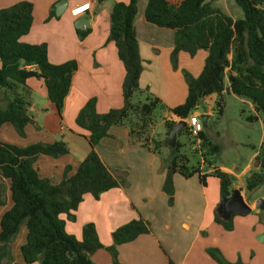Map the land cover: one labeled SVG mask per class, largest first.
<instances>
[{"label": "trees", "instance_id": "trees-1", "mask_svg": "<svg viewBox=\"0 0 264 264\" xmlns=\"http://www.w3.org/2000/svg\"><path fill=\"white\" fill-rule=\"evenodd\" d=\"M102 1V0H98ZM215 0H146L144 18L158 27L174 31L173 48L170 52L172 69L178 68L177 55L180 51L193 56L198 50L207 51L200 73L194 77L181 70L186 84V96L182 103L173 107L163 104L161 99L148 88L140 89L139 76L143 70L138 41L134 28V17L138 0L113 2L109 12V32L106 41L113 42L124 67L122 81L123 104L104 113L95 109L96 100L88 98L76 114L74 123L86 134L90 147L76 171L69 174L64 168L58 182L41 177L34 163L40 154L58 157L68 152L62 140L52 143L36 142L25 147L0 141V205H5V184L10 193L12 205L0 218V264L2 259H11L10 244L22 225L26 228L25 242L20 254L25 263L39 261L41 264H94L90 256L103 248L95 226L86 223L77 240L65 231V215L73 220L84 194L98 198L101 193L116 187H126V172L122 167H110L96 150L99 141L108 135L113 125L127 127L131 145L145 147L159 154L167 148L168 156L162 168L165 177L162 191L167 204L174 202L173 175L184 178L196 175L205 185L208 176L218 181L219 201L233 190L231 174L215 166L210 157L220 153V144L209 138L206 128L195 136L199 139L201 160L189 164V157L181 151L183 144L176 139L170 147L167 138L174 120H166L165 138L157 141L150 136L155 112L167 111L178 119H186L208 95L215 94L213 116L216 121L224 113V93H231L249 101L251 113L241 109V116L247 122L258 119L264 124V0H234L241 9L242 17L233 18L214 6ZM32 3L20 1L8 8L0 9V126L8 122L19 136H24V126L32 122L28 114L32 90L27 84L29 78L43 82L46 98L61 117L64 101L71 88L72 77L77 69L75 60L52 64L47 59L46 44H29L20 41L27 34L32 22ZM55 17L54 6L49 18ZM83 39L91 29H75ZM141 94L144 95L143 98ZM135 98V99H133ZM215 121V122H216ZM190 135L186 126L177 132ZM218 135L219 132L216 131ZM258 167L252 169L244 180V189L251 192L262 186L264 190V139L255 155ZM206 165L209 171H202ZM120 170L123 176L117 175ZM213 221L226 230L232 228V213L223 220L217 212ZM151 233L148 222L140 215L116 228L112 244L106 249L111 254L110 264H121L117 258V246L133 241L138 235ZM208 255L218 264H245L241 260L226 261L217 248L206 249ZM167 264H175L167 256Z\"/></svg>", "mask_w": 264, "mask_h": 264}, {"label": "crops", "instance_id": "crops-1", "mask_svg": "<svg viewBox=\"0 0 264 264\" xmlns=\"http://www.w3.org/2000/svg\"><path fill=\"white\" fill-rule=\"evenodd\" d=\"M20 1L32 3L31 27L20 40L29 44L45 43L47 59L50 63L60 64L73 59L77 63V69L72 77L71 88L65 98L60 118H57L51 104L40 107L34 98L28 110L32 122L24 126V136H19L12 125L5 122L0 126V141L19 147L36 142L52 143L56 140L65 142L68 147L66 154L58 157L40 154L34 163L41 177L58 182L63 176L65 166L70 167L69 174L74 173L90 150L85 132L74 123L76 114L85 101L94 97L95 109L98 113H104L110 108H119L123 104L124 67L114 43L106 39L109 32V12L112 2L126 3L128 0H113L112 2L68 0V8L90 2L91 7L87 13L90 14L89 28L91 31L83 39H80L75 31L76 28L73 26L75 17L70 15L68 8L61 16L49 18V11L58 0H0V9L8 8ZM145 4L146 0H138L133 21L139 55L143 64L138 81L139 87L140 89L148 88L152 94L161 99L164 105L173 107L182 103L186 96V84L181 70H186L196 77L201 71L207 51L200 49L193 56L180 51L177 55L178 68L172 69L170 52L173 48L174 31L147 22L144 18ZM32 79L38 82H31ZM27 84L32 93L35 92L34 85L40 86V95L46 99V89L41 80L29 78ZM215 99V94L206 96L193 113L207 114L209 121L213 117ZM240 100L252 112L251 103L245 99L240 98ZM164 114L168 119L179 120L167 111ZM257 122L264 125L260 119ZM127 133L126 126H111L108 135L99 141L96 150L110 167L128 168L129 184L127 183L126 187L109 189L101 193L97 199L88 193L84 194L77 209L73 212V220H67L65 215H61V218L65 220V231L80 240L83 225L92 223L103 248L92 253L90 260L94 264H110L111 255L106 247L112 244V232L134 219L136 210L143 216L150 212H158L162 214L161 225L156 227L152 225L151 233L140 234L133 241L116 247L117 258L121 264H167V256L175 264H218L206 252L207 248L214 247L225 255L223 247L227 244L228 238L223 228L213 223V208L216 201L210 203L207 199L204 200L198 227L191 241L188 242L189 237L185 236L188 233L186 231L191 230L195 225L185 216L187 214L191 217L192 213L186 211L175 215L173 209L178 199L176 195L178 184L186 183L181 179L188 180L195 175L190 178H184L179 174L173 175V185L177 190L173 204L168 206L166 196L161 189L165 177V170L160 166L161 156L150 152L145 147L131 145ZM213 135L208 134L213 141L220 140V132L218 135L213 132ZM256 153L257 151L239 170L237 167L215 164L220 170L233 175V184L241 190L242 194V191L245 192L242 180L249 174L252 167L254 169L258 167V163L253 164ZM116 174L123 176L121 171ZM11 205L9 196V199L5 200V205H0V218ZM250 206L252 209V205ZM204 227L206 236L201 238L198 230ZM177 229H181L184 233H177ZM20 231L21 229L18 233ZM20 233V238H13L10 244L11 259L4 258L1 264H28L23 261L20 254V246L25 242L26 228L25 232ZM240 259L244 262L241 256ZM228 260L233 261L231 258ZM30 264L41 263L36 261Z\"/></svg>", "mask_w": 264, "mask_h": 264}, {"label": "rangeland", "instance_id": "rangeland-1", "mask_svg": "<svg viewBox=\"0 0 264 264\" xmlns=\"http://www.w3.org/2000/svg\"><path fill=\"white\" fill-rule=\"evenodd\" d=\"M106 1L112 2L113 0ZM213 5L220 7L223 12L233 18L242 17V11L234 3V0H215L213 1ZM65 14H67V12ZM31 82L38 81L32 79ZM33 87L35 89V92L31 94V102H33L34 98H36L35 102L38 103L40 107L45 106L48 103L50 105L51 103L47 100V98L43 99V96L40 95V86L34 85ZM143 96L144 95L141 94L140 98H143ZM223 99L224 113L217 121L215 116H213L208 122L210 127L206 130L207 133L211 136L213 135V132H220V140H216V142H218L221 147L220 153L216 156L210 157V160H212L214 164L225 165L227 167H237V170H239L248 162L249 157L259 149L260 143L264 138V125H261L257 121L248 123L244 120V118L240 114L241 109L244 108L246 114L251 112L246 107V105L242 103L239 97L231 93H224ZM51 106L54 109L52 104ZM55 114L57 118H60L56 111ZM166 120L170 119H168L164 112L162 113L158 111L154 113L153 124L150 131V136H152L153 139L162 141L165 138L164 123L166 122ZM177 140L183 144L181 151L185 152L188 155L189 164L196 165L198 161L201 160V156L196 143V138H194V136L192 135L183 133L177 136ZM158 155L161 156L160 166L161 169H163L162 165L164 164V160L168 156L167 148H162V151ZM257 163L258 161L254 156L253 164L256 165ZM202 168V171H207L206 165H203ZM252 169L254 168L252 167ZM118 171L120 170H116V172ZM124 171L126 172L125 179L129 184V180L127 179V173L129 172V170L128 168H125ZM181 180L186 181V183L181 182L180 184H178V190L176 188V195L178 199L176 201V204H174L175 206L173 210L175 215L182 214L186 211L192 213L191 217L187 216V214L185 216L187 220H190V222L195 225L194 228L186 231L188 233H186L187 235L185 236L189 237L188 242H190L191 237H193L195 230L198 227L204 200L207 199L210 203H212V201H216V204L213 208V213L219 203L218 185L217 180L212 176H208L206 178L205 185L198 181L196 175L191 179ZM244 180H242L243 188ZM236 183H238V181ZM4 184V197L5 200H7L9 199L10 193L7 188L8 184L6 182H4ZM233 188L237 187L234 185ZM176 190L174 188V191ZM242 192L245 201L252 205L253 208L247 214H235L232 217V228L229 230H226L222 225L213 221V223L220 225L223 228V232H225L226 238H228L226 241L227 244L223 247L226 256L221 252L220 253L223 258L229 262H236L238 260H241V256L244 260L243 263L245 264H264V209L258 208L254 201L259 198H262L264 201V190L262 186H259L251 192H248L246 190L245 192ZM135 212V218L137 217V215L142 216L148 222L150 229H152V225L156 227L162 224L161 213L150 212L149 214H145L146 216H143L137 210ZM219 216L223 220H228L230 218H224L220 213ZM20 229L22 232H25L24 225H22ZM20 232L14 238H20ZM177 233L181 234L184 233V231H182L181 229H177ZM198 233L201 238H204L206 236V228L204 227L201 230H198ZM197 245L198 243L196 244V246ZM229 258L233 259V261L228 260Z\"/></svg>", "mask_w": 264, "mask_h": 264}, {"label": "water", "instance_id": "water-1", "mask_svg": "<svg viewBox=\"0 0 264 264\" xmlns=\"http://www.w3.org/2000/svg\"><path fill=\"white\" fill-rule=\"evenodd\" d=\"M68 8V0H58L54 4V12L55 16H61ZM89 19L90 14L85 13L79 15L73 21V26L76 29L83 30L89 27ZM200 123L202 124L203 129L207 127V121L209 116L204 113H200L198 115ZM187 126L186 119H179L177 120L172 129L169 132L167 143L170 147L174 146L175 141L177 139V132L182 128ZM232 180L234 179L233 175H231ZM255 204L258 208L264 209V201L262 198L255 200ZM251 210V206L245 201L241 190L238 188H233L232 192L229 196L223 198L218 203L217 211L222 215L224 218L230 217L232 213L236 214H247Z\"/></svg>", "mask_w": 264, "mask_h": 264}, {"label": "built area", "instance_id": "built-area-1", "mask_svg": "<svg viewBox=\"0 0 264 264\" xmlns=\"http://www.w3.org/2000/svg\"><path fill=\"white\" fill-rule=\"evenodd\" d=\"M91 5L90 2H84L79 5H75L73 7L68 8V12L72 17H78L79 15L85 14L89 11ZM187 127L189 128L190 135L195 136L198 134L199 131L202 130V124L200 123L199 117L196 113H192L190 116L186 118ZM196 143L199 148V139L196 138Z\"/></svg>", "mask_w": 264, "mask_h": 264}]
</instances>
